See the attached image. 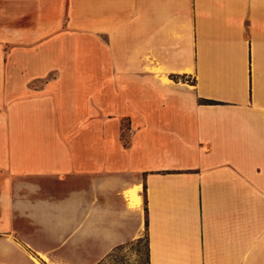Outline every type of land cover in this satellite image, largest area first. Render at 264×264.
<instances>
[{
  "label": "crops",
  "instance_id": "0c3cea01",
  "mask_svg": "<svg viewBox=\"0 0 264 264\" xmlns=\"http://www.w3.org/2000/svg\"><path fill=\"white\" fill-rule=\"evenodd\" d=\"M76 2L0 0V264H264V0Z\"/></svg>",
  "mask_w": 264,
  "mask_h": 264
},
{
  "label": "rangeland",
  "instance_id": "374dc122",
  "mask_svg": "<svg viewBox=\"0 0 264 264\" xmlns=\"http://www.w3.org/2000/svg\"><path fill=\"white\" fill-rule=\"evenodd\" d=\"M76 4L77 7L75 8V15L78 18L85 17L86 0H77ZM63 11L64 18H68V16L71 14L70 2H68V6L64 5ZM78 47H87V41H79ZM76 50L77 49L73 50V54L41 57V62H43V65L46 66L47 72L43 78H40L37 82L32 83L31 87H36L35 89L41 88L44 84H49L56 79L65 82L78 81L74 79V77L81 72H78L76 65L78 62L85 63V59H87L88 62L90 61L91 63L95 64L96 67L93 70L91 69V71L88 73L84 72L85 75H87L86 79L84 80H101L103 78L102 65L106 57L102 56L101 54H95L91 57H78L75 55ZM113 58L114 57H111V63L115 62ZM14 59L18 63H21L23 57L1 56L0 64L7 67L8 63H11V61ZM172 79L177 80L178 78L172 77ZM120 139L124 145L128 144V122L126 120L122 122ZM101 264H147L146 241L143 238L136 243H130L115 249L111 256L105 259V261Z\"/></svg>",
  "mask_w": 264,
  "mask_h": 264
},
{
  "label": "trees",
  "instance_id": "16d2710c",
  "mask_svg": "<svg viewBox=\"0 0 264 264\" xmlns=\"http://www.w3.org/2000/svg\"><path fill=\"white\" fill-rule=\"evenodd\" d=\"M138 241H140V240H138ZM138 241H137V242H138ZM133 243H136V242H133ZM119 247H121V246H119ZM119 247H117V248H119ZM117 248H115V249H117ZM115 249H114V250H115ZM114 250H113V251H114ZM113 251H112V252H111V253H110L105 259L109 258V257L111 256V254L113 253ZM105 259L102 260V261H101L100 263H98V264L103 263V262L105 261Z\"/></svg>",
  "mask_w": 264,
  "mask_h": 264
},
{
  "label": "bare ground",
  "instance_id": "6f19581e",
  "mask_svg": "<svg viewBox=\"0 0 264 264\" xmlns=\"http://www.w3.org/2000/svg\"><path fill=\"white\" fill-rule=\"evenodd\" d=\"M165 81V80H164Z\"/></svg>",
  "mask_w": 264,
  "mask_h": 264
}]
</instances>
